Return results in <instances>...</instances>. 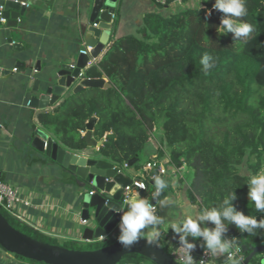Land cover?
Masks as SVG:
<instances>
[{"label":"trees","instance_id":"16d2710c","mask_svg":"<svg viewBox=\"0 0 264 264\" xmlns=\"http://www.w3.org/2000/svg\"><path fill=\"white\" fill-rule=\"evenodd\" d=\"M212 3L202 1L200 9L198 5L169 14L144 13L134 33L112 37L101 57L84 71L85 77L105 78L111 86L71 93L52 110L39 111L37 123L66 150L118 166L135 159L134 169L141 166V154L157 129L162 149L150 160L166 151L173 167L185 165L190 171L191 203L212 206L233 189L236 209L259 219L264 214L249 202L246 183L247 173L264 168V3L248 0L249 15L244 19L256 30L247 44L234 40L231 33L219 35L218 15L204 19ZM204 53L215 62L207 73L199 63ZM90 118L95 119L93 136L101 142L96 150L87 146L83 134ZM144 180L147 189L142 196L151 198L154 180L147 174ZM169 191L170 185L157 199H164ZM0 213L36 240L82 249L76 242L42 235L1 208ZM261 231L255 237L238 230L233 235L239 246L248 249L241 257L264 244ZM117 236L118 232L105 241L87 243L84 250L109 245ZM164 237L161 233L163 241ZM13 255L22 262L45 264ZM142 259L147 258L131 253L117 264H137ZM258 259L255 255L250 263Z\"/></svg>","mask_w":264,"mask_h":264},{"label":"crops","instance_id":"0c3cea01","mask_svg":"<svg viewBox=\"0 0 264 264\" xmlns=\"http://www.w3.org/2000/svg\"><path fill=\"white\" fill-rule=\"evenodd\" d=\"M20 1L26 4V11L17 26L7 28L6 22L0 24V179L15 186L29 203L19 206L20 222L59 242L91 243L82 239L87 223L83 224L80 218L81 185L90 190V184L77 181L75 175L30 146L32 131L40 127L36 118L40 110L29 107L28 101L34 95V81H38V93H41L50 71L62 64H75L80 50L89 51L95 43L87 29L93 0ZM198 5V0H172L163 7L153 0H117L110 39L134 33L146 12L169 14ZM14 43L21 48L15 49ZM104 49L96 58H90L89 65L96 63ZM54 106L47 109L52 110ZM153 130L143 151L144 163L162 149L159 132ZM92 138L95 139L93 133ZM158 159L166 167V173L159 176L170 185L166 197L171 204L164 207L167 215L164 226L168 229L164 241L171 250L179 241L173 225L181 223L186 213L199 207L187 196L186 172L190 174V171L185 165L173 167L166 151ZM140 167H128L124 172L130 177H144L146 173ZM0 264L25 263L0 249Z\"/></svg>","mask_w":264,"mask_h":264},{"label":"water","instance_id":"95a60500","mask_svg":"<svg viewBox=\"0 0 264 264\" xmlns=\"http://www.w3.org/2000/svg\"><path fill=\"white\" fill-rule=\"evenodd\" d=\"M116 2L117 0H93L87 29L95 39V43L86 53H79L75 64H62L50 71L46 79L47 84L41 93H38V81H34V95L29 98V107L40 111L48 110L47 108L54 106L62 96L76 94L85 88L105 89L111 86L105 78L91 79L84 76L80 79L79 73L86 69L90 58H96L109 43ZM25 11L26 4L21 3L20 0H4L2 16L6 20V27H16ZM213 14L219 15V12L213 9L211 15ZM14 48L20 49L21 45L14 43ZM94 122L95 119L90 118L83 133L88 147H99L101 144L100 141L92 138ZM30 146L75 175L77 181L90 184V190H87L85 185H81L80 218L87 223L82 232L83 240L91 243L95 240L105 241L110 235L118 232L120 215L117 210L124 206L123 188L131 182L128 174L124 171L117 172L113 164L106 160L66 150L42 127H36L32 131ZM134 161L135 159H131L127 163L128 167H131ZM140 194L142 196L143 192L140 191ZM153 204L157 205V215L163 217V224L159 226V230L165 235L168 230L164 226L166 209L158 203L157 198ZM236 232L235 225H230L228 235H234ZM189 240L191 242L190 237ZM200 245L201 243H196L194 255L199 254ZM0 247L4 251L45 264H117L124 255L131 253H139L154 264H180L163 250L159 242L146 243V237L129 247H124L115 241L91 250L68 249L61 245L49 244L15 229L1 213ZM240 249L243 254L248 250L245 244H241ZM260 252L264 253V244L254 246L243 258V264H248ZM217 261L221 264L226 263L224 257H220Z\"/></svg>","mask_w":264,"mask_h":264},{"label":"clouds","instance_id":"9594fccd","mask_svg":"<svg viewBox=\"0 0 264 264\" xmlns=\"http://www.w3.org/2000/svg\"><path fill=\"white\" fill-rule=\"evenodd\" d=\"M203 2L206 3L207 0ZM201 7L202 0L199 9ZM213 9L222 13L215 31L219 35L231 33L234 40L247 44L249 37L256 30L253 23L244 19L249 15L248 0H214L212 8L205 9V14L210 16ZM199 63L207 73L214 67L215 62L212 55L204 53ZM153 180L155 191L151 194V200L136 192L117 210L120 215L117 242L124 247L132 246L145 237L148 244H155L160 240L159 226L163 224V217L156 214L153 201L164 193L169 182L159 175L154 176ZM246 185L249 202L257 213L264 214V168L255 173H247ZM139 187L143 188L144 185L140 184ZM236 200L237 196L232 189L221 202L186 213V218L181 223L173 225V231L181 242L183 264H218L219 257H224L227 264H243V257L238 255V238L228 235L229 226L234 224L240 233L255 237L264 230V215L259 219L254 215H245L234 206L233 202ZM170 204L171 201L167 197L160 200L162 207ZM198 239L203 241L200 246L207 256L206 260L202 258L197 261L193 258L192 252Z\"/></svg>","mask_w":264,"mask_h":264},{"label":"built area","instance_id":"2783aa9c","mask_svg":"<svg viewBox=\"0 0 264 264\" xmlns=\"http://www.w3.org/2000/svg\"><path fill=\"white\" fill-rule=\"evenodd\" d=\"M156 4L158 5H166L168 0H153ZM201 0H198V2ZM203 1V0H202ZM261 2L264 3V0H260ZM3 13V3L0 4V24H4L6 22L5 18L2 16ZM219 18L221 17V14L218 15ZM210 17L209 15L204 14V19H208ZM88 49H81L80 53H86ZM89 65V62H88ZM16 70V69H14ZM83 70L79 73V78H83ZM113 168L118 172V171H125V169L128 168L127 163H124L122 166L114 165ZM140 169L146 173L150 179H153L154 176L157 175H164L166 173V167L165 163L158 158H153L151 160L146 161ZM140 184H143L144 187L141 188L139 187ZM147 189L146 182L144 180L143 176H133L131 177V182L126 185L123 188L122 192V199L123 203L128 199L129 196L133 195L136 192H144ZM155 191V190H154ZM28 201L23 199L21 195L19 194L17 188L3 180L0 179V208L8 212L10 215L15 217L16 219H20V214L19 212V206L20 205H28ZM153 206L156 208V214H157V205L153 204ZM81 222L85 224V220L81 219ZM233 236V235H230ZM241 249L239 246V253L238 255L240 256ZM170 255L173 259H175L178 263L183 264V255H182V247H181V242L180 240L175 243V245L171 248ZM193 258L195 260H200V259H207V256L204 254V251L202 248H200V252L198 255H194V251L192 252ZM264 258V257H263ZM248 264H261L259 262L255 263H248Z\"/></svg>","mask_w":264,"mask_h":264},{"label":"rangeland","instance_id":"374dc122","mask_svg":"<svg viewBox=\"0 0 264 264\" xmlns=\"http://www.w3.org/2000/svg\"><path fill=\"white\" fill-rule=\"evenodd\" d=\"M145 155H144V153H142V155H141V159H140V163H141V165L144 163V160H145ZM186 176H187V178L189 179L190 178V174L189 173H187L186 172ZM2 209V208H1ZM3 210V209H2ZM19 222H20V220H19ZM22 223V222H21ZM145 231H147V230H145ZM165 238V237H164ZM165 240V239H164ZM161 243H162V245H163V247H164V249L166 250V252H168V253H170V248H168L167 247V245H166V243H165V241H163L162 240V238L160 237V240H159ZM59 242V241H58ZM89 244H87V243H78V246L80 247V248H82V250H84V248L87 246V247H89L88 246ZM256 257L257 258H259L257 261L259 262V261H261V262H264V253H257L256 254ZM25 261V260H24ZM23 263H25V264H32V263H30V262H27V261H25V262H23ZM260 263V262H259ZM137 264H154L153 262H151L150 260H147V259H142V260H140ZM221 264V263H220ZM224 264H227V262L226 263H224Z\"/></svg>","mask_w":264,"mask_h":264}]
</instances>
